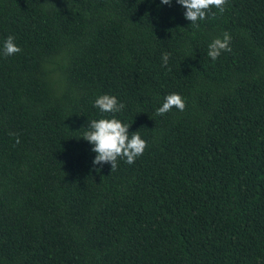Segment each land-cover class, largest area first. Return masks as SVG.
Returning a JSON list of instances; mask_svg holds the SVG:
<instances>
[{
    "label": "trees",
    "instance_id": "16d2710c",
    "mask_svg": "<svg viewBox=\"0 0 264 264\" xmlns=\"http://www.w3.org/2000/svg\"><path fill=\"white\" fill-rule=\"evenodd\" d=\"M183 12L0 0V43L20 47L0 54V264H264V0L198 27ZM170 93L184 109L157 115ZM101 94L124 108L101 113ZM113 115L146 141L115 169L81 137Z\"/></svg>",
    "mask_w": 264,
    "mask_h": 264
},
{
    "label": "clouds",
    "instance_id": "9594fccd",
    "mask_svg": "<svg viewBox=\"0 0 264 264\" xmlns=\"http://www.w3.org/2000/svg\"><path fill=\"white\" fill-rule=\"evenodd\" d=\"M226 0H175V3L183 9V17L193 27H198V21H202L209 14L211 8L220 12L224 10ZM172 0H159L160 5H171ZM231 36L224 32L222 37H215L207 44V56L215 61L222 52L231 51ZM20 51V47L15 43L12 35H8L0 43V54L11 56ZM170 53L161 54L162 64L168 63ZM93 106L101 113H118L124 108V104L119 102L114 95L101 94L94 101ZM182 111L184 100L178 93H170L163 97L156 108L157 115H163L172 107ZM129 124L123 123L114 115L111 118L101 117L88 122L82 138L90 145V150L94 153L93 165H103L109 163L111 169L117 166V159L124 160L125 163L132 164L134 160L142 155L146 147V141L141 138L139 132L128 131Z\"/></svg>",
    "mask_w": 264,
    "mask_h": 264
}]
</instances>
